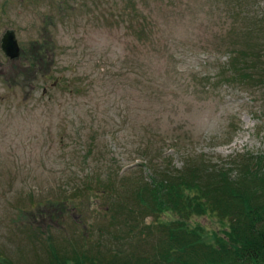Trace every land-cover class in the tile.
<instances>
[{"label":"rangeland","instance_id":"1","mask_svg":"<svg viewBox=\"0 0 264 264\" xmlns=\"http://www.w3.org/2000/svg\"><path fill=\"white\" fill-rule=\"evenodd\" d=\"M6 31L0 264H141L178 219L136 181L264 154V0H0Z\"/></svg>","mask_w":264,"mask_h":264},{"label":"trees","instance_id":"2","mask_svg":"<svg viewBox=\"0 0 264 264\" xmlns=\"http://www.w3.org/2000/svg\"><path fill=\"white\" fill-rule=\"evenodd\" d=\"M248 156L235 159L236 176L225 168L186 162L175 175L156 170L136 181L128 190L134 208L145 216L169 212L178 219L169 227L157 224L168 232L165 245L141 264H264V154ZM120 200L114 209L125 208L130 216L133 210L121 207ZM199 216L218 222L222 234L210 231L205 239L199 227L186 221Z\"/></svg>","mask_w":264,"mask_h":264},{"label":"water","instance_id":"3","mask_svg":"<svg viewBox=\"0 0 264 264\" xmlns=\"http://www.w3.org/2000/svg\"><path fill=\"white\" fill-rule=\"evenodd\" d=\"M0 48L6 58H9L10 60L18 58L20 47L14 31H6L3 36H1Z\"/></svg>","mask_w":264,"mask_h":264}]
</instances>
